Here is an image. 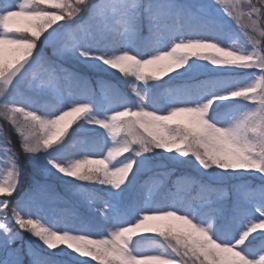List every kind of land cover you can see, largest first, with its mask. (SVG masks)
<instances>
[{"label":"snow or ice","instance_id":"snow-or-ice-1","mask_svg":"<svg viewBox=\"0 0 264 264\" xmlns=\"http://www.w3.org/2000/svg\"><path fill=\"white\" fill-rule=\"evenodd\" d=\"M0 121V264H264V0H0Z\"/></svg>","mask_w":264,"mask_h":264},{"label":"trees","instance_id":"trees-1","mask_svg":"<svg viewBox=\"0 0 264 264\" xmlns=\"http://www.w3.org/2000/svg\"><path fill=\"white\" fill-rule=\"evenodd\" d=\"M145 35H146V32H145ZM79 71L81 72V74L87 75L89 77L91 88L94 91V93L97 94L98 97L102 98V88L104 86L111 85L114 87H120L119 80L114 76L104 74V73L96 74V73L89 72L82 68L79 69ZM98 81H102L103 84L98 83ZM58 87L60 88V90H63L64 84L62 81ZM124 90L128 91L129 95H131L130 90L128 89H124ZM160 91L162 92L163 90L161 89ZM52 102H53V99L50 98L49 100L42 101L41 103H52ZM0 123H2V121H0ZM77 139H85V136L80 135V136H76L73 138V140H77ZM21 163L25 169V175L22 178L23 182L21 185V192H23L27 188L28 184L32 181V177L28 174L32 171V167L23 158L21 159ZM166 171L172 172L170 168L152 169V170L143 171L138 176L137 185L139 187L137 188V192L141 190L144 191L146 189V186H147L146 183L148 180H152V181L154 180V182H156L154 184H159L157 197H163L169 193H176L177 187H178V181H180L181 174L184 170L176 169L170 175H167V176L162 175V173ZM35 180L39 181L42 184L46 183V184L52 185L54 189V194L62 198L58 203V206L60 208L65 209L66 211L72 213L74 216H78L82 212L89 211V209H87V206L83 204L82 202H80V197L78 195L66 192L64 187L55 178H46L42 174L37 172V174L35 175ZM255 183H259V181L257 180L255 181ZM219 187H223L226 190V194L223 197H221L223 200L231 202V200H233L236 197L237 192L232 188L231 183L221 185ZM137 192L135 193V196ZM179 195L186 197L190 201L198 203L200 196L203 194L200 193L199 189L194 186L184 185L182 187V190L179 192ZM127 196L129 197L128 198L129 200L135 198V196L134 197L129 196V195ZM102 206H103L102 204L97 202V204L90 211H92L93 214H97L95 210L97 208H101ZM13 227L15 228V225H13ZM23 233L28 235L26 232H23ZM24 264H29V262L25 261Z\"/></svg>","mask_w":264,"mask_h":264},{"label":"rangeland","instance_id":"rangeland-1","mask_svg":"<svg viewBox=\"0 0 264 264\" xmlns=\"http://www.w3.org/2000/svg\"><path fill=\"white\" fill-rule=\"evenodd\" d=\"M156 181V180H155ZM156 182H154V180H148L147 181V186H146V189L144 191L147 190V188H152V195L157 197L158 196V187H159V184H154ZM139 186L136 185V188L135 189H132L130 190L127 195L129 196H135V193L137 192V188ZM128 197V196H127ZM129 198V197H128ZM103 207V206H102ZM20 236L21 238L16 240L15 243L12 245V247H17V248H21L23 251H22V258H23V261H27L29 262V259L30 257L28 256V249H29V244L31 243L32 244V247L33 248H36L37 247V244L34 240H32V238H30V236L26 235L25 233L21 232L20 233ZM3 257V253H0V258ZM55 258V257H54Z\"/></svg>","mask_w":264,"mask_h":264}]
</instances>
